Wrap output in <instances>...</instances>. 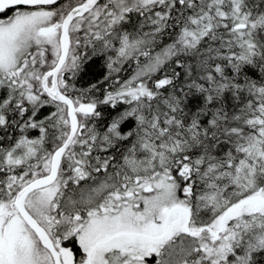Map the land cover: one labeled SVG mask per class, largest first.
I'll return each mask as SVG.
<instances>
[{
    "label": "snow or ice",
    "instance_id": "6c2138e0",
    "mask_svg": "<svg viewBox=\"0 0 264 264\" xmlns=\"http://www.w3.org/2000/svg\"><path fill=\"white\" fill-rule=\"evenodd\" d=\"M0 264H264V0H0Z\"/></svg>",
    "mask_w": 264,
    "mask_h": 264
}]
</instances>
